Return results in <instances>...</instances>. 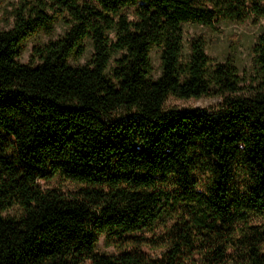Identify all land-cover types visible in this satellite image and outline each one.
<instances>
[{"label": "trees", "instance_id": "trees-1", "mask_svg": "<svg viewBox=\"0 0 264 264\" xmlns=\"http://www.w3.org/2000/svg\"><path fill=\"white\" fill-rule=\"evenodd\" d=\"M11 18L0 264H264V27L244 74L185 34L258 23L264 0H17ZM172 96L221 102L180 110ZM58 176L77 188L41 184ZM102 235L116 254L97 251Z\"/></svg>", "mask_w": 264, "mask_h": 264}, {"label": "rangeland", "instance_id": "rangeland-1", "mask_svg": "<svg viewBox=\"0 0 264 264\" xmlns=\"http://www.w3.org/2000/svg\"><path fill=\"white\" fill-rule=\"evenodd\" d=\"M17 0H0V31L8 29L12 24L11 12ZM264 27V20L258 23L247 21L245 23H236L224 21L218 25V30L197 25H185V34L187 37L203 34L207 39L206 53L213 60L225 61L227 58L236 62L241 73L248 72L252 67V46L256 35ZM63 31L61 26H56L52 33L40 32L38 35L29 40L23 55L20 56L21 62H30L32 50L35 45L44 43L50 38H55ZM152 61L156 70L159 69V51L152 52ZM221 102L216 96H203L200 98L183 99L178 97H170L166 103V107L177 108L180 110H189L196 108H216ZM46 187H60L65 191H71L77 188V184L66 180L65 178L55 177L48 182L41 181ZM20 208L15 205L6 212L5 215L16 216L20 214ZM160 232V231H159ZM158 232V233H159ZM150 254H159L160 250L144 248ZM97 251L100 253L116 254L118 252L114 245L107 244L105 237H99L97 243Z\"/></svg>", "mask_w": 264, "mask_h": 264}]
</instances>
